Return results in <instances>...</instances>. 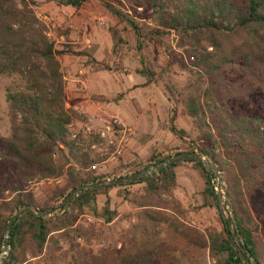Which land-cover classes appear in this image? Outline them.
Listing matches in <instances>:
<instances>
[{
    "label": "trees",
    "instance_id": "1",
    "mask_svg": "<svg viewBox=\"0 0 264 264\" xmlns=\"http://www.w3.org/2000/svg\"><path fill=\"white\" fill-rule=\"evenodd\" d=\"M79 1L72 0V5ZM116 1L129 9L107 6L123 24L109 26V33L119 37L131 28L138 62L169 104V131L183 139L186 149L216 166L229 215L223 217L218 210L222 224L218 239H206L183 224L176 216L180 204L172 195L170 164L148 178L102 187L130 193L129 185L145 184L131 203L128 225L116 233L119 246L77 263L202 264L199 259L208 250L211 256L226 253L221 264H245L240 252L253 264H264V0ZM36 2L0 0V73L15 78L13 89L5 91L11 132L0 136V246L10 215L31 207L26 197L30 184L63 177L71 190L106 177L92 166L107 153L93 149L98 143L93 131L72 130L75 121L83 123L86 118L65 105L58 57L78 51L65 44L55 48L35 15ZM171 31L175 49L167 42ZM153 41L169 54L162 65L149 56ZM178 72L183 74L179 79ZM177 110L189 120L194 136L173 126ZM181 162L198 165L207 180L214 176L210 167L197 161ZM85 190L49 215L22 212L14 217L1 264H65L68 251L73 258L76 240L94 234L92 225L84 228L76 222ZM67 193H59L56 204ZM113 216L107 213L105 220ZM61 244L68 249L62 250Z\"/></svg>",
    "mask_w": 264,
    "mask_h": 264
},
{
    "label": "rangeland",
    "instance_id": "2",
    "mask_svg": "<svg viewBox=\"0 0 264 264\" xmlns=\"http://www.w3.org/2000/svg\"><path fill=\"white\" fill-rule=\"evenodd\" d=\"M36 1L34 7L35 15L43 22L46 34L53 41L54 39L52 38V35L48 34L51 33V31L52 33H56L58 30L61 31V29L68 27L73 34L79 30L82 31V28L71 27V22L74 20L81 21L88 19V21L93 24L89 34L94 35V37L97 35L102 43L108 41V45L110 42L115 41L113 56H105L103 50L101 48L99 49V47L97 54L92 56L94 61H99L102 66L111 69L110 72H112L108 73L100 69L101 73L109 74L114 80L122 79L125 85H130L132 88H138L139 86L145 85V79H147V77L142 66L138 62L131 28H127L119 37L112 35L110 37L106 32L109 26L115 25L117 28H121L123 25L122 23L116 22V19L111 12H109L107 6L112 5L122 10H128L129 7L125 5V3H119L116 0H82L77 4L75 3L72 5V0ZM43 14L47 15L48 19L42 18ZM97 17H101L104 20V26L101 29L94 27V21ZM167 38L168 44L175 49V34L171 31ZM61 45L62 44L55 43L54 41L55 48L60 49L63 47V45ZM148 49L149 56L151 58L153 57V60L157 65L164 64V61L169 58V54L164 52L163 47L159 46L156 41L151 42ZM66 54H71L72 57L73 53ZM59 57H61V55H59ZM68 62L72 63L74 61L67 59L62 61V66H60L63 77L66 74L65 69L68 66ZM182 75V72H178V79L181 78ZM14 84V77L8 76L5 73H0V136L3 137L9 136L11 132V121L8 116L5 91L7 88L13 89ZM145 91L146 97L149 101L157 102L163 97L156 89ZM81 113L86 118L85 113ZM138 115V124L141 122V125L137 126L138 133H132L131 130L125 132L126 140L120 143L119 147L121 150L119 153H114L113 149L118 144L121 131L120 124L114 125V131L112 133L113 143L106 144L104 140L99 138L98 132L108 124L107 120L109 118H103L94 123L87 119L83 123L76 121L73 123L72 130L74 132L77 129H81L82 132L86 133H92L93 131L98 138V143L92 145L93 149L97 152L107 153V156L103 161L95 163L92 166L96 173L106 176L105 179L129 174L132 172V169L140 170L158 162V160L163 159L164 157L183 151H189L186 149V144L183 142V139L173 136L174 134H169L171 132L168 133V125L170 123L171 115L170 108L167 117L160 120L159 128L154 131L152 128L146 129L145 123L147 124L148 121L144 122L145 118L141 116V112ZM172 124L179 132L194 136L195 132L189 120L184 114L179 113L178 110L175 113ZM125 149L131 150L132 154L124 156L122 153ZM194 152L199 156L206 158L197 151ZM181 161L173 163L170 167L174 183L172 195L180 204V212L177 213L176 216L183 224L196 228L206 239H209V237L218 239L221 235L222 225L218 216V210L220 213V209L218 205V208L216 207V204H218L216 193L218 191L220 193L219 205L221 206L223 217L229 215L227 207H223L225 200L224 182L219 176L220 174L217 175V178L213 176L210 180H207L198 165L193 162ZM209 170L212 171L211 168ZM66 185V180L63 177L41 180L30 184L27 187L28 191L26 195L28 199H31L30 208L37 210V208L56 205L55 201L57 200L59 193L65 191L69 192L70 189H66ZM144 185V182L129 185L126 189H128L130 193L123 192L122 189L124 188L121 187L102 188L105 185L97 186V190L95 191L91 190L92 187L86 188L84 194L80 196L81 208L78 211L76 222L81 224L84 228H89L90 225H92L94 234L89 235L86 240H76L75 243H77V245H75L73 249L71 248L73 258L75 259L69 256L70 251H68L65 264H78L77 262L88 258L91 254H101L105 252V249H110L113 245L118 247L119 244L115 240L116 233L121 228H125L128 225L126 220L127 216L134 210L131 203L137 200V196L144 190ZM210 188H212L215 193V200L212 198L209 190ZM79 193L80 191L74 195H78ZM161 198L167 199V197L163 195ZM109 212L114 216L107 222L105 219L107 213L110 214ZM1 226L2 222L0 220V228ZM249 235L251 237V235H256V233H250ZM68 247L69 245L67 244H61L62 250H66ZM1 251L2 240L0 254ZM225 257L226 253L224 251H220L216 256H211L209 255L208 250H206L202 255V258L199 259V257H196L195 262L197 263L199 259L202 264H221L224 262Z\"/></svg>",
    "mask_w": 264,
    "mask_h": 264
},
{
    "label": "crops",
    "instance_id": "3",
    "mask_svg": "<svg viewBox=\"0 0 264 264\" xmlns=\"http://www.w3.org/2000/svg\"><path fill=\"white\" fill-rule=\"evenodd\" d=\"M42 18L48 19L45 14L42 15ZM75 21L71 22V27L82 28V31L79 30L72 34L68 27H65L56 33H52V31L48 33L52 35L55 43L71 45L70 49L78 51V53L72 54V57L71 54H63L58 57L60 66H62V61L67 59L74 61L68 62L65 69V105L79 109L85 113L86 119L93 123L99 119L114 117L119 120L121 131L131 130L135 134L138 133L137 126L141 125V122L138 124V114L141 112V116L145 118L144 122L148 121L147 124L145 123L146 129L152 128L153 131L158 129L160 120L167 117L169 110V104L164 95L149 82L146 74L145 85L138 88L125 85L122 79L114 80L109 74H102L101 70L109 73L111 69L102 66L99 61H94L92 56L96 55L100 48L105 56H113L115 41L108 45V41L102 43L97 35L94 37L89 34L93 24L88 19L76 21L77 23ZM106 32L111 37L108 29ZM75 35H79L78 41L75 40ZM153 89L159 91L163 96L157 102L149 101L146 97L145 90ZM122 154L127 156L132 152L125 149Z\"/></svg>",
    "mask_w": 264,
    "mask_h": 264
},
{
    "label": "water",
    "instance_id": "4",
    "mask_svg": "<svg viewBox=\"0 0 264 264\" xmlns=\"http://www.w3.org/2000/svg\"><path fill=\"white\" fill-rule=\"evenodd\" d=\"M187 159L197 161L200 164L204 165L206 168L210 167L213 171L214 177L217 178L218 171L216 169V166L212 162L208 161L206 158H204L202 156H199L196 152L183 151L180 153L173 154L171 156H167V157L159 160L158 162H156L150 166H146V167H144L138 171H134V172L129 173V174H125V175H121V176L109 178V179H100V180H96L94 182H90L87 184H81L79 186H76V187L72 188L59 203H57L52 208H50L46 211H42L41 213H39L36 209H32L30 207H24L20 210L15 211L7 219L5 226H4L3 236H2V251L0 254V263L4 260V258L7 256V253H8L7 238H8V231H9L10 223L14 217L21 214L22 212H30V213H34L36 215L40 214L43 216L49 215V214L54 213L55 211L59 210L62 206H64L69 201V199L74 194H76L78 191H80L82 189H86L89 187H97V186H102V185L117 184V183H121V182H127V181L137 179L141 176H144L145 178H147V177H149L155 173H158L162 168L166 167L167 165L173 164L177 161L187 160ZM216 198H217V203H218L217 205L220 209V214L222 215L221 206L219 205V200H220L219 191L216 193ZM240 257L242 258V260L245 264H253L245 256L244 253L240 252Z\"/></svg>",
    "mask_w": 264,
    "mask_h": 264
},
{
    "label": "built area",
    "instance_id": "5",
    "mask_svg": "<svg viewBox=\"0 0 264 264\" xmlns=\"http://www.w3.org/2000/svg\"><path fill=\"white\" fill-rule=\"evenodd\" d=\"M103 26H104V20L101 17H97L95 19V27L98 29H101V28H103ZM75 40H77V41L79 40V35H75ZM99 120H102V119H99ZM107 121H108V124L105 125V127L98 132V136L100 139L104 140L106 142V144H112L113 143V139H112L113 134L112 133L114 131V125L120 124V122H119V120H117L114 117H110L109 120H107ZM126 131H128V130L120 131L118 144L113 149L114 153L120 152L121 149H120L119 145L121 142H124L126 140V137H125Z\"/></svg>",
    "mask_w": 264,
    "mask_h": 264
}]
</instances>
